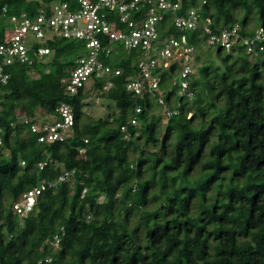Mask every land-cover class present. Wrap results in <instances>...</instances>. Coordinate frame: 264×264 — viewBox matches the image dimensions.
I'll return each mask as SVG.
<instances>
[{"label":"trees","instance_id":"1","mask_svg":"<svg viewBox=\"0 0 264 264\" xmlns=\"http://www.w3.org/2000/svg\"><path fill=\"white\" fill-rule=\"evenodd\" d=\"M52 1L0 0V14L5 7L6 16H33ZM58 1L76 8L74 0ZM179 2L178 14L197 6L213 28L238 23L241 35L264 29V0ZM249 16L254 30L246 27ZM165 20L166 33L177 34L170 17ZM204 40L200 30L189 39L197 48L194 105L183 102L181 112L168 119L154 98L125 89L137 74L134 50L116 46L102 58L121 70L110 77L108 89L102 88L105 79L96 77L77 94L65 92L61 78L83 54L82 40L55 36L42 43L51 49L47 59L5 67L0 264H264V50L251 56L236 45L222 56V47ZM212 49L221 64H213ZM177 70L172 65L160 75L165 100L173 96L169 86L178 79ZM94 95L112 102L110 111L84 117V105ZM60 103L73 108L71 135L38 143L40 133L23 117H35L38 108L55 117ZM136 103L141 105L136 125L121 131ZM48 156L60 165L39 169ZM71 169L66 181L45 186L30 212L15 215L13 204L39 178L53 181Z\"/></svg>","mask_w":264,"mask_h":264},{"label":"built area","instance_id":"2","mask_svg":"<svg viewBox=\"0 0 264 264\" xmlns=\"http://www.w3.org/2000/svg\"><path fill=\"white\" fill-rule=\"evenodd\" d=\"M76 8L68 2L52 1L42 6L38 12L29 16L25 12L6 16V8L0 14V82H5L9 74L5 67L13 63L31 62L47 59L51 49L44 46V40L55 36L82 40L84 52L77 57L68 74L61 78L63 90L77 94L87 87L94 78H104L102 88L111 86L110 77L120 74V68L104 64L102 58L112 55L116 46L125 51L139 52L136 60L137 74L125 82V89L134 96L147 94L155 99L160 114L165 119L181 112L183 102L193 104L191 82L194 65L192 60L197 51L189 41L191 33L200 30L205 35V45L231 50L241 46L249 55H258L264 50V29L256 28L250 35H241L238 23L224 28H213L212 19L204 20L200 8L190 7L178 14L179 0H74ZM144 10V14L141 11ZM176 31L166 33V17ZM122 26V27H119ZM163 32V33H162ZM172 65H177V80H172L169 90L173 96L165 100L159 90L161 73ZM141 105L136 103L126 123L120 126L127 132L128 125H136ZM188 117L191 112H188ZM52 120L37 121L23 117L24 123H30L32 132L40 133L38 143L50 144L62 141L71 135L74 123L73 108L60 103L56 116ZM47 117V118H48ZM126 135H129L126 133ZM84 149H79L83 152ZM24 162L21 161V164ZM53 168L60 165L59 160L47 157L38 162L39 169L45 165ZM74 169L63 171L56 180L39 178L37 185L22 194L13 204L15 215L22 217L30 212L37 195L48 186H57L66 181ZM62 233L63 228H61ZM56 239L58 237L55 236ZM57 241V240H56ZM50 260L49 258L47 261Z\"/></svg>","mask_w":264,"mask_h":264},{"label":"rangeland","instance_id":"3","mask_svg":"<svg viewBox=\"0 0 264 264\" xmlns=\"http://www.w3.org/2000/svg\"><path fill=\"white\" fill-rule=\"evenodd\" d=\"M237 15H241V12H236ZM247 29L254 30L255 29V19L252 16H249V19L247 20ZM214 48V47H213ZM203 51H206V48H202V54ZM229 50L224 49V51L221 53L222 56H224L226 53H228ZM197 52H195L196 54ZM210 57L212 58V62L214 65L221 64L219 56L215 53V49H212L210 53ZM205 61L203 57H200V62ZM91 82L88 83L87 86H89ZM112 106V102H108L106 100H103L99 97H96L95 95L92 98L87 99V103L84 105V117L89 116L96 118L97 116H105L109 111L110 107ZM160 111V109L158 110ZM35 117H32L33 120L37 121H44L48 115L46 112L42 111L40 108H38L34 114ZM163 123L165 122V119L161 120ZM161 123V124H163ZM142 139L140 138V141ZM171 149V146L168 147V150Z\"/></svg>","mask_w":264,"mask_h":264}]
</instances>
